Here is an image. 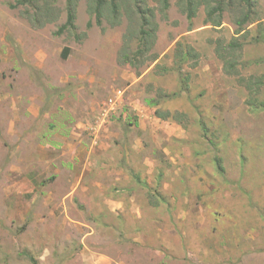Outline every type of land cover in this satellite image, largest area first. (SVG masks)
Masks as SVG:
<instances>
[{
	"label": "rangeland",
	"instance_id": "rangeland-1",
	"mask_svg": "<svg viewBox=\"0 0 264 264\" xmlns=\"http://www.w3.org/2000/svg\"><path fill=\"white\" fill-rule=\"evenodd\" d=\"M11 1L0 0V264H264V107L248 102L264 87L237 81L264 74L257 23L229 75L214 41L234 36L236 4L212 26L205 5L187 19L177 0L164 14L148 0L158 57L137 73L118 62L124 17L87 27L79 0L75 28L57 35L63 12L34 28ZM255 9L263 28L264 0ZM177 42L196 65L174 57Z\"/></svg>",
	"mask_w": 264,
	"mask_h": 264
},
{
	"label": "trees",
	"instance_id": "trees-1",
	"mask_svg": "<svg viewBox=\"0 0 264 264\" xmlns=\"http://www.w3.org/2000/svg\"><path fill=\"white\" fill-rule=\"evenodd\" d=\"M155 1L159 4L160 12L164 14V11L168 8V0ZM78 2L79 0H65L64 7L60 9L57 5V0H12L9 3V7L19 8L20 14L34 28L56 22L61 12H63L64 21L54 32L59 35L75 28ZM229 4H236L239 8V14L234 20L236 25L234 36L226 43L216 39L214 41V52L222 61L224 73L238 75L236 67L240 62L236 59L235 53L242 46L238 41V37L245 36L248 33L244 26L256 22V33L251 37V41L264 42V26L263 28L261 27L260 18L256 16V0H212V2L210 0H177L180 11L186 15L187 19L195 16L199 6L205 5V21L212 26L221 24V15ZM86 9L90 16L87 21V27L91 26L92 23L102 25L103 22L109 26H114L121 23L122 17L126 19L127 27L122 35V42L118 52V62L120 64H127L135 72L139 73L142 68L147 67L157 59L158 55L153 49L157 31L155 8L149 5L148 0H86ZM259 28L263 30L260 34ZM65 55L64 53L63 57ZM174 57L181 62L193 60V66L196 65L199 59V53L191 45L177 42L174 49ZM237 81L243 84L247 90L253 91L252 94L254 95L259 93L261 88L264 87V74L251 75L247 78L237 76ZM254 96L248 98L249 104L254 107H264V99L258 100ZM150 103L156 104L157 102L150 100ZM154 114L161 119L170 116L169 111H161L159 109H155ZM176 115L178 114H172L171 118L175 119ZM216 162H218L217 158ZM217 167L221 171L220 164Z\"/></svg>",
	"mask_w": 264,
	"mask_h": 264
}]
</instances>
